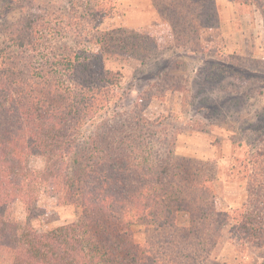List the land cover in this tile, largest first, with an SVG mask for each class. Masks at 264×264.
Listing matches in <instances>:
<instances>
[{
  "label": "trees",
  "instance_id": "1",
  "mask_svg": "<svg viewBox=\"0 0 264 264\" xmlns=\"http://www.w3.org/2000/svg\"><path fill=\"white\" fill-rule=\"evenodd\" d=\"M246 1L264 25V0ZM38 6L14 0L0 9V263L214 264L205 246L216 245L218 215L227 213L216 210L206 185L216 174H205L202 160L177 156L174 136L153 131L140 115L117 114L81 133L121 80L103 53L139 48L137 32L96 29L95 53L80 41L48 45L57 15L51 2ZM78 17L70 24L83 38ZM33 156L45 158L42 168L29 164ZM42 192L76 207L77 219L35 227ZM16 203L25 222L14 217ZM251 215L236 227L243 235L257 231ZM197 248L194 258L189 250Z\"/></svg>",
  "mask_w": 264,
  "mask_h": 264
},
{
  "label": "rangeland",
  "instance_id": "2",
  "mask_svg": "<svg viewBox=\"0 0 264 264\" xmlns=\"http://www.w3.org/2000/svg\"><path fill=\"white\" fill-rule=\"evenodd\" d=\"M13 1L0 0V9ZM37 1L41 9L51 2L57 15L48 45L80 41L81 48L95 53L99 44L91 32L96 29L123 26L137 32L139 48L103 53L106 67L119 70L121 80L81 133L122 114L140 115L153 122V131L174 136L177 156L202 160L204 173L216 174L206 185L216 210L227 213L218 215L220 232L213 248L205 246L208 257L214 264H264V25L257 8L246 0H75L74 7L70 0ZM73 15L87 36L78 38L71 28ZM5 19L0 16V24ZM29 164L42 168L45 158L33 156ZM38 204L32 222L40 229L79 214L48 192ZM248 211L257 231L243 235L236 227ZM13 213L25 222L21 203ZM178 220L188 224L187 214L181 212ZM189 251L198 258V248Z\"/></svg>",
  "mask_w": 264,
  "mask_h": 264
}]
</instances>
